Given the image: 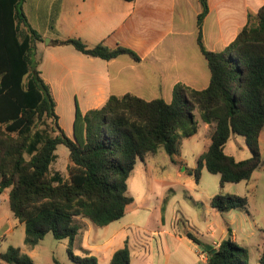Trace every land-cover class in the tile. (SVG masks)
<instances>
[{
	"label": "trees",
	"instance_id": "obj_1",
	"mask_svg": "<svg viewBox=\"0 0 264 264\" xmlns=\"http://www.w3.org/2000/svg\"><path fill=\"white\" fill-rule=\"evenodd\" d=\"M133 1V0H128ZM198 45L208 61L211 81L204 90L178 83L170 103L163 98L147 101L132 94L111 96L101 107L83 113L76 107L73 137L61 128L56 100L42 77L36 43L43 37L31 27L23 0H0V192H9L10 209L25 224V244L34 248L48 234L68 239V254L77 264H99L90 255L74 253L80 231L77 217L99 228L122 219L134 201L128 180L137 161L163 148L175 162L184 139L198 133L197 114L214 125L211 144L195 168L197 183L202 167L220 175V187L252 178L264 164L260 135L264 129V7L249 14L236 40L220 52L207 49L203 23L208 0H200ZM81 53L105 60L138 54L125 47H90L79 38L56 40ZM232 135L245 138L251 157L237 160L225 152ZM70 152L68 178L51 174L56 150ZM60 180V181H59ZM59 181L58 184H55ZM247 196L216 194L211 206L219 212L247 208ZM189 238L200 244L191 233ZM209 253L207 264H250L248 248L231 238ZM0 262L35 264L20 248L9 247ZM57 264H60L58 261ZM110 264H131L125 246ZM258 264H264V251Z\"/></svg>",
	"mask_w": 264,
	"mask_h": 264
},
{
	"label": "crops",
	"instance_id": "obj_2",
	"mask_svg": "<svg viewBox=\"0 0 264 264\" xmlns=\"http://www.w3.org/2000/svg\"><path fill=\"white\" fill-rule=\"evenodd\" d=\"M208 4L203 40L207 49L220 52L236 40L249 14L264 7V0H208ZM23 9L31 27L43 37L36 43V58L56 100L60 126L69 137H73L76 107L86 113L101 108L111 96L126 94L170 103L178 83L197 90L210 85L211 70L197 41L200 0H23ZM69 38H79L90 47L103 43L111 49L129 48L140 60L128 54L105 60L85 55L73 45L56 43ZM203 125L211 144L214 125ZM181 164V156H175L171 170ZM57 172L64 176L61 170ZM4 192L9 200L10 190ZM214 196L205 204L202 218L184 217L186 222L178 211L172 217L161 213L156 219L133 196L125 216L106 227L77 217L81 228L74 253L110 264L115 252L128 246L131 264H207L209 258L202 260L200 251L206 246L217 250L231 238L248 248L250 264H258L264 236L255 242L256 226L236 227L230 213L238 209L219 212L211 206Z\"/></svg>",
	"mask_w": 264,
	"mask_h": 264
},
{
	"label": "rangeland",
	"instance_id": "obj_3",
	"mask_svg": "<svg viewBox=\"0 0 264 264\" xmlns=\"http://www.w3.org/2000/svg\"><path fill=\"white\" fill-rule=\"evenodd\" d=\"M197 120L200 124L199 132L192 138L185 139L182 143L180 154L182 164L171 170L172 158L161 148L156 154L149 155L146 159L138 160L129 180V194L135 197L139 207H148L156 219L164 213L172 217L175 211L186 222L184 217L202 218L205 204L211 195L236 194L247 196V208L238 209L230 213L234 218L235 226L244 229L249 224L256 226L255 242L264 236V164L260 166L251 180L238 183H228L227 189L220 187V175L210 173L206 168L202 170L199 183L196 181L195 168L198 157L207 151L210 138L199 114ZM65 123V120H63ZM63 128V127H62ZM260 148L264 160V129L261 135ZM226 154L234 156L237 160L251 157L245 138L232 135L226 144ZM57 159L50 169L52 175L61 170V179L68 177V164L70 152L65 145H60L56 151ZM184 168L187 169L184 171ZM60 181V180H59ZM56 181L55 184H58ZM239 192L240 194H238ZM101 232L102 229H97ZM25 224L16 219L10 209L7 194L0 193V252H6L9 247L20 248L28 254L35 264H77L68 254L69 240H57L52 233H48L34 248L25 244ZM74 252L76 253L75 249ZM80 255V254H78ZM0 264H7L0 262Z\"/></svg>",
	"mask_w": 264,
	"mask_h": 264
},
{
	"label": "built area",
	"instance_id": "obj_4",
	"mask_svg": "<svg viewBox=\"0 0 264 264\" xmlns=\"http://www.w3.org/2000/svg\"><path fill=\"white\" fill-rule=\"evenodd\" d=\"M199 256L202 260H207L209 258V253L204 249L203 251H200Z\"/></svg>",
	"mask_w": 264,
	"mask_h": 264
},
{
	"label": "water",
	"instance_id": "obj_5",
	"mask_svg": "<svg viewBox=\"0 0 264 264\" xmlns=\"http://www.w3.org/2000/svg\"><path fill=\"white\" fill-rule=\"evenodd\" d=\"M1 193V192H0ZM206 249H208V250H212V247H210V246H206ZM213 251H215V250H213Z\"/></svg>",
	"mask_w": 264,
	"mask_h": 264
}]
</instances>
